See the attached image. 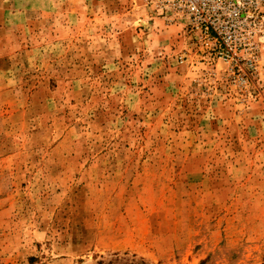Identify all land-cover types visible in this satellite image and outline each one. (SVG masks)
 I'll return each instance as SVG.
<instances>
[{
	"label": "rangeland",
	"instance_id": "374dc122",
	"mask_svg": "<svg viewBox=\"0 0 264 264\" xmlns=\"http://www.w3.org/2000/svg\"><path fill=\"white\" fill-rule=\"evenodd\" d=\"M183 36L141 0H0V264H264V40L239 85Z\"/></svg>",
	"mask_w": 264,
	"mask_h": 264
},
{
	"label": "built area",
	"instance_id": "2783aa9c",
	"mask_svg": "<svg viewBox=\"0 0 264 264\" xmlns=\"http://www.w3.org/2000/svg\"><path fill=\"white\" fill-rule=\"evenodd\" d=\"M141 2L167 24L178 25L184 39L202 50L201 60L206 56L208 61H221L226 75L239 85L251 78L264 40V0Z\"/></svg>",
	"mask_w": 264,
	"mask_h": 264
},
{
	"label": "trees",
	"instance_id": "16d2710c",
	"mask_svg": "<svg viewBox=\"0 0 264 264\" xmlns=\"http://www.w3.org/2000/svg\"><path fill=\"white\" fill-rule=\"evenodd\" d=\"M96 264H149L142 257L135 254L128 255L127 253L114 252L108 257H100Z\"/></svg>",
	"mask_w": 264,
	"mask_h": 264
}]
</instances>
